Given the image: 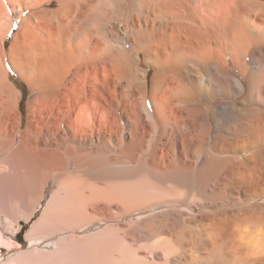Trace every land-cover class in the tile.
Instances as JSON below:
<instances>
[{"label":"bare ground","instance_id":"6f19581e","mask_svg":"<svg viewBox=\"0 0 264 264\" xmlns=\"http://www.w3.org/2000/svg\"><path fill=\"white\" fill-rule=\"evenodd\" d=\"M0 188V264H264V0H0Z\"/></svg>","mask_w":264,"mask_h":264},{"label":"rangeland","instance_id":"374dc122","mask_svg":"<svg viewBox=\"0 0 264 264\" xmlns=\"http://www.w3.org/2000/svg\"><path fill=\"white\" fill-rule=\"evenodd\" d=\"M11 77V80L15 83V85L19 88V90L22 92L23 96H22V108L25 110L30 98H31V93L28 91V89L26 88V86L24 84H22L19 79H17V77H15L14 75H10ZM3 190H1L0 188V194L3 196ZM0 195V197H2ZM50 197V190L48 191V193L46 194V197L45 199L43 200L42 202V205L39 207V209L37 210V213L34 217V219L30 222V223H27L25 225V227L22 229V231H20L19 235H20V238L21 240H23L21 242V244L25 241V239H27V234L31 228V226H33V224L38 220V218L42 215L43 211H44V208H45V205L48 201ZM28 248V244L25 245L24 249L23 250H26ZM8 250L6 249H3V252H2V256L4 257H10L11 256V253L9 252Z\"/></svg>","mask_w":264,"mask_h":264}]
</instances>
